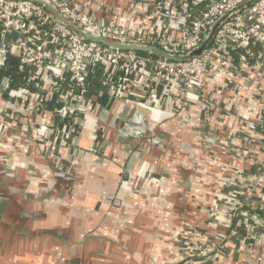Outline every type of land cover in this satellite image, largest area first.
<instances>
[{
  "label": "crops",
  "instance_id": "crops-1",
  "mask_svg": "<svg viewBox=\"0 0 264 264\" xmlns=\"http://www.w3.org/2000/svg\"><path fill=\"white\" fill-rule=\"evenodd\" d=\"M196 2L80 1L172 37ZM230 55L199 77V97L180 82L90 80L66 145L58 110L72 100L51 82L38 98L0 96V264H264V127L248 126L264 121V67Z\"/></svg>",
  "mask_w": 264,
  "mask_h": 264
},
{
  "label": "built area",
  "instance_id": "built-area-1",
  "mask_svg": "<svg viewBox=\"0 0 264 264\" xmlns=\"http://www.w3.org/2000/svg\"><path fill=\"white\" fill-rule=\"evenodd\" d=\"M44 1L83 32L116 44L156 47L175 56H184L199 48L220 23L210 48L202 56L169 61L84 41L56 15L35 2L0 0V68L5 66L9 54L14 55L19 58V70L27 74L28 82L36 83L35 91L28 88L12 91L9 90L11 80L4 78L0 81V96L9 91L12 98L27 100L34 95L38 98L44 83L51 82L66 99L72 100L70 108L58 110L65 121L59 131L62 145L67 144L69 132L82 116L90 80H102L105 89L113 91L118 83L122 87L125 74L141 77L145 92H154L163 83L180 82V94L192 93L199 97L198 79L209 72L218 53L231 56L230 52L241 51L239 61L248 63L250 73L260 74L259 70L264 67V0H196L190 21L179 37H172L167 31L163 34L139 32L133 27L96 19L80 3L82 0ZM100 68L103 75L99 79ZM139 88L136 86L130 93L138 96ZM248 126L255 131L264 127V121ZM41 129L48 130L46 126ZM257 237L262 234L258 232ZM226 238L227 234L221 236L220 242Z\"/></svg>",
  "mask_w": 264,
  "mask_h": 264
},
{
  "label": "water",
  "instance_id": "water-1",
  "mask_svg": "<svg viewBox=\"0 0 264 264\" xmlns=\"http://www.w3.org/2000/svg\"><path fill=\"white\" fill-rule=\"evenodd\" d=\"M26 1L35 2V3L45 7L46 9H48L50 12H52L54 15H56L58 17V19H60L62 22H64L66 24V26L72 32H74L76 35H78L84 41L99 43L101 45L108 46V47H110L114 50H117V51H133L136 53H145L149 56L164 58V59H167L169 61H186V60H189V59L194 58V57L202 56V54L210 48V46L213 42V38H214V36L217 32V29L219 27V24H220V23H218L217 25H215L213 27L209 36L205 39V41L201 44V46L199 48H197L196 50L192 51L191 53H189L187 55L175 56V55H171V54H169V53H167L161 49H158V48L152 47V46L122 45V44L112 43V42L107 41V40H103V39L95 37L89 33L83 32L80 29H78L77 27H75L74 25H72L71 23L67 22L62 17V15H60L59 12L47 1H44V0H26ZM7 206H8V203H6V202H4L1 205V207H0V220L2 218L4 211L7 208Z\"/></svg>",
  "mask_w": 264,
  "mask_h": 264
},
{
  "label": "trees",
  "instance_id": "trees-1",
  "mask_svg": "<svg viewBox=\"0 0 264 264\" xmlns=\"http://www.w3.org/2000/svg\"><path fill=\"white\" fill-rule=\"evenodd\" d=\"M232 54L240 56L242 55L241 51L232 52ZM138 55L143 57H148L149 55L145 53H139ZM20 61L14 55L9 54L5 66L0 68V81L4 78H9L11 80L10 88L11 89H20L28 88L30 90L36 89V83L28 82L27 74L19 70ZM103 75V68L98 69L97 77L101 78ZM117 83V79H114V83Z\"/></svg>",
  "mask_w": 264,
  "mask_h": 264
},
{
  "label": "flooded vegetation",
  "instance_id": "flooded-vegetation-1",
  "mask_svg": "<svg viewBox=\"0 0 264 264\" xmlns=\"http://www.w3.org/2000/svg\"><path fill=\"white\" fill-rule=\"evenodd\" d=\"M1 186H2V182H1V179H0V188H1ZM1 189H2V188H1ZM0 197H1V195H0ZM4 202H5V201H2V200L0 199V207H1V205H2ZM6 203H7V202H6ZM7 209H8V206H7L6 210L4 211V213H3V215H2V218H1V220H0V223L3 221L4 215H5L6 211H7Z\"/></svg>",
  "mask_w": 264,
  "mask_h": 264
},
{
  "label": "rangeland",
  "instance_id": "rangeland-1",
  "mask_svg": "<svg viewBox=\"0 0 264 264\" xmlns=\"http://www.w3.org/2000/svg\"><path fill=\"white\" fill-rule=\"evenodd\" d=\"M200 150V149H199Z\"/></svg>",
  "mask_w": 264,
  "mask_h": 264
}]
</instances>
